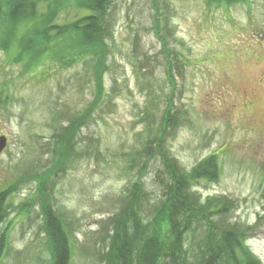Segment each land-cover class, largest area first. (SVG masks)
Returning a JSON list of instances; mask_svg holds the SVG:
<instances>
[{
  "label": "rangeland",
  "instance_id": "1",
  "mask_svg": "<svg viewBox=\"0 0 264 264\" xmlns=\"http://www.w3.org/2000/svg\"><path fill=\"white\" fill-rule=\"evenodd\" d=\"M156 1L157 10L151 0L111 1L103 79L92 57L53 60L46 51L32 64L0 50V92L8 97L0 108V136L8 138L0 193L9 207L0 264H51L43 201L68 238L69 264H114L112 227L131 186L143 192L146 213L163 189L164 161L187 172L210 155L216 175L199 178L192 193L230 204L210 214L215 237L236 229L247 254L264 264V0ZM13 28L7 41L17 46L25 28ZM65 126L73 146L66 160L56 153ZM137 151L145 155L134 159ZM207 228L198 221L187 235L190 252L198 255Z\"/></svg>",
  "mask_w": 264,
  "mask_h": 264
},
{
  "label": "trees",
  "instance_id": "2",
  "mask_svg": "<svg viewBox=\"0 0 264 264\" xmlns=\"http://www.w3.org/2000/svg\"><path fill=\"white\" fill-rule=\"evenodd\" d=\"M111 1L0 0V31H2L0 50L8 54L13 53V56L17 55L14 57L16 61L20 62L27 58L32 64L41 57H45L46 51H50L53 60L66 58L69 60L71 56L92 57L97 61L96 78L101 76L103 79L107 69V66L104 69L108 55L107 42L113 34L112 14H109ZM151 1L153 8L157 10V1ZM39 6L46 7V10L39 12ZM72 8L77 11L73 20L64 24L56 22L63 11ZM14 23L25 28L17 46H11L10 41H7L9 30L10 38H12ZM160 30L161 25L157 21L155 33L163 44V51L167 53L164 38L159 36ZM167 77L174 85L175 80L170 74H167ZM3 92L2 89L0 108L8 104V97L3 96ZM101 92L99 87L98 94ZM88 115L89 111L79 117L78 122L74 121V125L82 124ZM166 124L167 122H164L163 125L166 126ZM61 130L62 133L57 136V140L62 146L60 149L58 146L56 153L59 158L61 156L66 160L72 154L73 146L68 138L70 129L65 126ZM148 142L153 143L150 139ZM150 145L143 150L145 153L150 151ZM159 153L162 154V151ZM142 154L144 153L137 151L134 159ZM163 159L167 161L166 157ZM131 161L133 163L134 160ZM164 164L166 168L163 169L165 174L163 189L152 202V210L150 208L146 213L143 212L142 205L145 201L142 203L140 200L143 192L138 184L134 183L131 186L123 215L115 220L112 227L111 252L114 264H261L252 255L247 254L242 233L236 229L228 228L215 237L210 214L213 215L219 211L227 213L230 204L214 197H208L201 202V199L192 193L195 181L201 177L210 178L216 175L218 164L215 155L208 156L187 172L180 171L168 161L167 163L164 161ZM60 166L61 162L55 164L54 169ZM5 194L7 191L0 193V226L9 215ZM43 204L44 229L48 237L51 264H69L68 238L58 220H55L50 208L48 207L47 210L44 201ZM198 221L208 226V231L203 238L204 244L199 247L198 255H196L194 251L188 250L186 241L190 232L195 233L194 226ZM5 240V233H0V259L5 252ZM240 254L243 257H240ZM189 256L190 258L192 256L193 260H190Z\"/></svg>",
  "mask_w": 264,
  "mask_h": 264
},
{
  "label": "water",
  "instance_id": "3",
  "mask_svg": "<svg viewBox=\"0 0 264 264\" xmlns=\"http://www.w3.org/2000/svg\"><path fill=\"white\" fill-rule=\"evenodd\" d=\"M8 144V138L6 135H1L0 136V155L2 152L5 150Z\"/></svg>",
  "mask_w": 264,
  "mask_h": 264
}]
</instances>
